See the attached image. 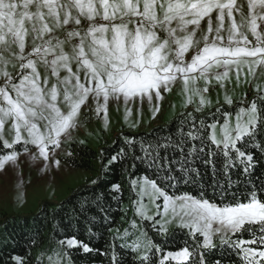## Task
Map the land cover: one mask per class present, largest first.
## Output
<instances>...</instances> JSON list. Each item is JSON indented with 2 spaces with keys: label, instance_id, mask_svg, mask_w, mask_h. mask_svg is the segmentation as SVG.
Wrapping results in <instances>:
<instances>
[{
  "label": "snow or ice",
  "instance_id": "obj_1",
  "mask_svg": "<svg viewBox=\"0 0 264 264\" xmlns=\"http://www.w3.org/2000/svg\"><path fill=\"white\" fill-rule=\"evenodd\" d=\"M233 75L237 86L255 84L251 100L247 93L240 102L227 95ZM258 79H264V0H0V175L11 169L22 181L24 161L42 172L58 170L84 108L94 106L106 120L110 101H122L130 114L129 103L159 102L180 83L185 106L197 98L194 111L203 112L211 105L207 94L219 86L227 107L217 101L208 115L187 113L191 127L178 139L142 140L138 156L125 138L132 159L147 161L153 175L129 177L144 230L131 243L128 229L117 230L108 245L110 264H123L117 238L125 241L120 248L139 253L137 264H222L207 260L213 250L227 254L226 264H264V173L257 175L264 169V86ZM159 110L157 104L153 111ZM128 151L121 148L107 165ZM197 162L212 168L211 192L184 190L196 185L193 174L201 176ZM111 187L121 191L119 184ZM108 224L105 217L101 226ZM172 224L187 229L195 245L185 240L165 252L149 237V228L167 236ZM58 243L48 264H64L71 249L98 251L75 235Z\"/></svg>",
  "mask_w": 264,
  "mask_h": 264
},
{
  "label": "trees",
  "instance_id": "obj_2",
  "mask_svg": "<svg viewBox=\"0 0 264 264\" xmlns=\"http://www.w3.org/2000/svg\"><path fill=\"white\" fill-rule=\"evenodd\" d=\"M214 110L205 113H191L200 118ZM186 114L178 115L165 124H156L147 130L124 131L123 135H118L112 144L102 146L100 150L84 143L73 146L74 155L68 158L70 165L88 171L91 177L62 201L58 203L44 202L40 210L32 215L5 216L2 224L3 232L7 238L0 247V264H18L17 258L23 259L24 264H38V250L46 242L58 243L60 239L72 235L84 240L90 247L98 251L84 253L82 250L71 249V257H68L71 264L73 262L74 264H110L112 250L108 245L113 243L116 230L124 224L122 217L125 212H129L130 205H132L133 197L129 187V177L153 175V169L149 168L147 161L132 159L133 153L125 138L131 139L136 144L135 155L142 156L143 153L139 148L142 140L155 143L159 139L163 142L169 136L178 139L181 129L186 132L191 127L188 123L191 117ZM121 148H128V155L121 156L112 165H107L108 159L118 153ZM167 154L179 159V153L172 148H169ZM164 166L165 168L169 167L167 162ZM195 166L200 169L201 176L196 177L193 174L197 181L196 185L188 184L184 186V190L197 193L203 186L211 192L209 187L213 182L211 166L199 162ZM171 167L177 168L179 165H171ZM262 173H264V169L258 168L257 175ZM165 174V172H161L160 177L162 178ZM225 178L216 177V179ZM232 179L236 180L235 174L232 175ZM114 184L121 185L120 192L112 189L111 186ZM125 204H129L127 209L124 208ZM82 209L86 210L82 211ZM105 217L110 222L107 226L111 227V231L107 230V226H101ZM92 225L95 227L93 232L89 233L88 228ZM149 230L153 234L151 235L152 239L160 243L165 252L179 250L184 246L185 240L190 245H195V241L188 236L186 229L176 228L170 231L167 236L156 235L151 228ZM200 239L202 240V237ZM115 244L117 245L115 249L117 257L123 261V264H137L138 257L135 253L128 248H120L118 239L115 240ZM106 252L108 255H104ZM206 258L209 262L221 259L222 264H226L228 260L226 253L216 250L207 252ZM43 264L45 263L43 262Z\"/></svg>",
  "mask_w": 264,
  "mask_h": 264
},
{
  "label": "rangeland",
  "instance_id": "obj_3",
  "mask_svg": "<svg viewBox=\"0 0 264 264\" xmlns=\"http://www.w3.org/2000/svg\"><path fill=\"white\" fill-rule=\"evenodd\" d=\"M239 2V0H238ZM239 14L237 13V17ZM256 83L264 86V79H258ZM213 85L215 82L213 81ZM203 86V82H201ZM255 84L250 88L248 83L236 85L235 76L227 84V95L234 102H240L245 93L248 94V100L255 96ZM207 98L211 100V105L206 106L203 112H195L198 106L197 98L191 105L185 106L186 96L182 92V85L177 83L171 92L164 93L163 99L157 102L155 99L150 105L147 100L143 105L139 102L129 103L127 108L130 114H126L124 103L110 101L107 110V119H104V113L98 116L94 110L84 108L80 116L79 127L72 132V139L63 145V151H60L59 158L61 164L59 169L50 168L47 171H40L39 164L24 161L20 165L22 181L17 178L16 174L10 169L7 175H0V247L6 241V234L3 232L2 221L5 216L11 215H32L40 210L44 202L58 203L66 198L74 189L85 184L91 177L90 173L83 169L74 168L70 165L65 153L72 151L73 146L84 144L100 150L102 146L110 145L114 142L118 135H123L124 131L137 132L147 130L156 124H165L178 115L189 112L205 113L218 107L225 105V90L219 86H214L207 94ZM219 101V105L217 104ZM159 104V112L153 109ZM225 107H227L225 105ZM59 151V150H58ZM42 163V162H41ZM129 204H125V209ZM124 224L118 228L119 234L122 235L125 229H128L131 235L128 243H131L144 230L143 222L134 215L132 205L129 212H125L122 217ZM135 221L139 228H133L132 223ZM177 226L172 224L169 226L168 233ZM116 230V237L118 236ZM187 230V229H186ZM188 231V230H187ZM149 237L153 235L148 229ZM120 244L125 243L124 240L117 238ZM219 243L218 239L216 241ZM60 249L59 243L46 242L39 250L38 257H43V262L48 264V257L55 259L54 250ZM139 256V253H135ZM64 264H71L68 257H64Z\"/></svg>",
  "mask_w": 264,
  "mask_h": 264
}]
</instances>
